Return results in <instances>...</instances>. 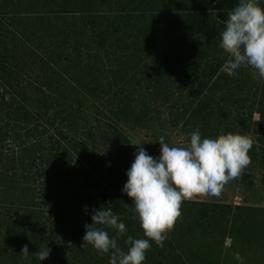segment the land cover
Returning a JSON list of instances; mask_svg holds the SVG:
<instances>
[{
  "label": "trees",
  "instance_id": "trees-1",
  "mask_svg": "<svg viewBox=\"0 0 264 264\" xmlns=\"http://www.w3.org/2000/svg\"><path fill=\"white\" fill-rule=\"evenodd\" d=\"M238 2L0 0V263L21 264L28 245L48 246L57 264H109L80 247L101 206L126 225L124 251L127 236L144 238L123 192L139 131L170 146H187L196 128L202 138L249 135L262 79L220 70L219 34ZM257 115L244 193L255 174L264 187V89ZM233 212L185 200L144 264H220ZM233 232L264 264V208L238 205Z\"/></svg>",
  "mask_w": 264,
  "mask_h": 264
},
{
  "label": "clouds",
  "instance_id": "clouds-1",
  "mask_svg": "<svg viewBox=\"0 0 264 264\" xmlns=\"http://www.w3.org/2000/svg\"><path fill=\"white\" fill-rule=\"evenodd\" d=\"M219 35V48L227 56L222 72L234 76L241 68H249L264 79V7L258 0H239L228 11ZM188 135L190 139L183 147L170 146L161 136L158 157L150 156L142 145L136 146L123 192L133 201V218L138 219L144 238L127 236L124 251L118 237L126 234V225L111 209L101 206L91 210L93 222L85 224L81 248L91 246L101 256L108 254L109 264H144L150 241L163 246L168 231L181 216L185 200L219 196L223 186L250 163L252 140L246 135L221 132L215 138H202L199 128ZM84 211L88 213L87 206ZM107 229L116 235L110 236ZM50 253L48 246L30 253L24 245L19 255L42 262ZM236 259L242 258L236 254Z\"/></svg>",
  "mask_w": 264,
  "mask_h": 264
},
{
  "label": "rangeland",
  "instance_id": "rangeland-1",
  "mask_svg": "<svg viewBox=\"0 0 264 264\" xmlns=\"http://www.w3.org/2000/svg\"><path fill=\"white\" fill-rule=\"evenodd\" d=\"M264 89V79H262L260 93L257 100V106H256V114L253 118L252 128L248 135V137L252 140V143L255 139V126L258 118V111L261 107L262 102V93ZM152 131H139L137 134L133 136L132 140V146L137 151V147L139 145H142L147 153L152 157H158L160 154V145L158 144V141L151 140V134ZM174 141L179 142L175 146H184L182 143H180L179 138L177 140L174 139ZM246 167L239 173V175L230 181L226 183L223 186V189L221 190L219 196H208V195H200L192 200H201V201H210V202H224L233 205L234 212L231 218L230 225L228 227V233L227 237L224 242V248L221 255L220 264H262V260L259 257V254L255 251L251 253V255H248L246 253V249L243 248L239 243L240 241L235 240L233 241V235H234V219L236 215V209L238 205L247 203L249 205H256L258 207L264 208V187L262 186L260 182V177L255 174L254 177V185L253 190L250 189L244 193V174H245ZM258 189V190H257ZM257 190V191H255ZM258 193V196H255V193ZM246 197L247 201H244L243 198ZM233 248V249H232ZM242 255H241V254ZM236 254H239L242 258L241 260L236 259ZM0 264H10L11 260L9 259H2ZM33 259H22L20 262L21 264H31ZM12 263V262H11ZM36 264H57L56 259H46L42 262H36Z\"/></svg>",
  "mask_w": 264,
  "mask_h": 264
}]
</instances>
